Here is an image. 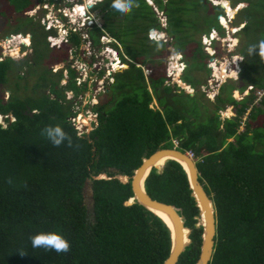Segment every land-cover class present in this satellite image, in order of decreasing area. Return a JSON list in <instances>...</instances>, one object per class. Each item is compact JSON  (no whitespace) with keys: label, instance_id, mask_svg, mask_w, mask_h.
<instances>
[{"label":"trees","instance_id":"obj_1","mask_svg":"<svg viewBox=\"0 0 264 264\" xmlns=\"http://www.w3.org/2000/svg\"><path fill=\"white\" fill-rule=\"evenodd\" d=\"M39 1L0 0V16L12 24L15 15L22 17L15 21L18 24L13 31H17L28 25L24 19L31 17L26 10ZM153 1L167 15L165 29L173 34L175 46L183 47L191 39L184 29L185 25L196 29V17L203 20L200 29L220 27L207 13L186 15L187 10L211 7L216 19L222 8L208 0ZM112 2L100 0L90 8L103 15L104 29L122 42L129 58L121 56L127 66L114 72L102 99L91 107L98 124L89 133L78 132L70 119L75 113L71 103H61L65 95L62 92L61 97L62 88L58 87L62 70L54 72L44 62L33 84L35 88L50 87L56 97L22 94L17 91L18 80L9 83L16 61L33 67L42 56L43 61L47 55L49 60L65 58V51L60 56L48 46L45 32L36 33L37 26H42L39 19L38 24L31 19L35 25L29 26L33 44H38L30 62L6 55L0 58V113L4 116V124L0 122V264H161L171 245L168 225L137 201L126 204L133 195L130 179L122 181L115 175L130 176L143 156L158 147L172 146L174 138L182 150L191 149L197 156L198 178L214 202L216 232L208 264H264V118L254 126L247 122L238 130L247 106L249 118L264 112V93L257 98L250 92L237 99L232 95L237 85L222 83L210 109L203 96L165 81L167 40L148 38L145 31L149 26L145 24L156 20L152 4L136 0L138 7L121 14ZM232 2L240 6L238 13L244 22L239 28L238 49L243 60L238 87L242 90L249 83L262 87L264 60L258 49L251 55L248 49L264 40V0ZM87 31L98 44L102 27L95 25ZM81 41L79 33L70 30L68 43L78 47ZM204 56L207 53L197 42L182 75L185 81L196 84L191 70L207 66ZM66 66L69 77L65 86L77 94L82 87L73 78L76 69ZM17 77L21 78V73ZM7 88L10 92L5 97ZM153 99L156 104L151 105ZM226 104L234 106L235 114L221 119L220 110ZM49 125H60L71 138V146L68 141L53 146L41 134ZM100 174L106 177L95 178ZM87 179L91 207L83 192ZM144 186L151 196L173 203L184 215L185 225L191 227V242L176 264H196L199 208L184 168L168 159L159 171L154 166L150 169ZM40 232L61 234L69 242V252L57 255L33 248L30 237Z\"/></svg>","mask_w":264,"mask_h":264},{"label":"rangeland","instance_id":"obj_2","mask_svg":"<svg viewBox=\"0 0 264 264\" xmlns=\"http://www.w3.org/2000/svg\"><path fill=\"white\" fill-rule=\"evenodd\" d=\"M75 1L80 2L79 3L80 6L78 7V9L84 10L87 0H51L50 2L48 0H40L38 4L35 3L33 8L26 10V12H28V14L26 15L30 16L31 19L36 23L39 19L38 23L42 25V26H37L38 29L36 30L38 32L36 33L42 34V32H45L46 33L45 39L48 46L54 48V51L58 52L60 56L64 53V51L66 52V54H65V58L61 60H49V55H47L45 61H43L44 57L42 56L40 58V62L35 63L34 66L32 64L33 67H30V65L27 63L16 61L15 63L16 68H14V70L12 69L13 71L11 73L9 83L13 85L14 81L18 80V82H20V87L18 88L17 91L22 94L36 95L38 93L37 95H39L41 93H47L48 96L50 97H56L55 93L50 90V87L41 86L35 88L33 84L37 80L40 72L42 71L44 62L54 72L62 70L63 78L61 77L59 79L58 87L62 88L60 91L61 97H62V92H64L65 95L64 98L63 97L61 98L63 100L61 103L63 104L71 103V108L73 109V111H75V117L78 116V121L81 122L82 118H85L87 124L84 122H81L82 124L81 126H79L78 124V126L81 127L80 129H78V132L89 133L95 127L97 121V118H95V115L93 114V112L95 111H92L91 107L92 105L97 103L99 99L100 100L102 99V94L106 89L104 84L106 80L105 79L101 80V78L92 75H94L93 73L95 69L97 70L98 68H99L98 72L104 70L103 74L106 75L108 73V70H110V73H112L113 71L126 67L127 64L124 63L125 61L120 60V63H116V61L113 62L112 60H115L117 55L119 56L123 55L126 57H128V55L124 50V46L122 42H120L116 37H114V35H111L107 30L104 29L103 15L100 14L99 16L96 10H91L90 5H87L86 7L87 14L86 12H83L86 15L85 17L79 18L78 17L79 14H77L75 11L76 15L72 21L75 22L77 25H80L81 23L84 22V24L87 25V27L85 29H79V30H77L76 28L74 30L70 29L73 24L70 23L69 17L63 14L64 12L61 11V9L67 7V11L70 10L72 3ZM146 1L149 3L152 2V7L155 9L157 13L155 12L156 20L154 21L149 20L145 25L148 24L149 25L148 27L154 28L153 33H156L157 40H165V39L167 40V44L165 46L166 48L164 49L163 52L164 53L163 60L165 62V70L163 69L164 73L166 74L167 67L169 66L175 65L177 69V72H174L173 70L171 71V75L169 79L170 83L176 84L178 89H182L185 92H190V93L196 92L199 96H203V101L205 104H207V107H209L210 109L213 108L214 104L211 101L214 100L215 95L219 90V86L222 83H232L238 86L240 82L238 78V71L241 67V63H242L241 61L243 60L242 59L243 57L238 49L241 44V40L239 37V32H240L239 28L243 26L244 22L241 21L242 18L238 13L239 8H237L238 7L236 6L237 4L235 5L236 6L235 12L233 11L234 14L230 16L219 3L217 4L214 3V2H218L219 0H208L209 3L213 5H218L222 8L220 11L216 12L217 20L215 19V17H213L214 13H212V11L214 12V9L212 10L211 7H208V10L206 8L204 9L200 7L199 10H197L196 12L187 10L186 15L189 17L191 16L190 14L199 13L201 15L207 13L208 14L207 17L209 18V20L213 18V22L216 25L217 23H219L218 16L220 19V16L223 15V18L225 17L226 19H228V26H226L227 24H225L227 23L226 21L223 23L220 20L221 22L219 23L220 27L211 25L208 29L203 30L200 29L201 26H204L202 24L203 20L200 18L201 16L196 17L197 20L195 21L196 24L195 28L196 29L198 28L199 30L192 28L190 25L189 26L185 25L184 31H186L189 34L191 39L185 43V46L178 47L173 44L175 40L173 34L165 29L168 27L166 13L163 11V9L158 8V6L155 4L153 0H146ZM228 1L231 6L234 5L232 0H228ZM58 9L59 11H57ZM67 11L65 10V12ZM89 15L91 20L86 19L88 18ZM186 15H184V17ZM31 19L25 18L24 21H27L28 25L21 26L17 31H13V27L17 26L18 24L15 21L18 20L22 21V17L15 15L13 19L14 24H12L11 22L7 23L5 21L4 15L0 16L1 57L6 55V56H11L15 60L28 59L27 62H30L29 59H31L32 54H34V48L38 45V44L37 45L33 44V40H32L33 30L32 28L30 29L29 26L30 25L33 26L35 25V23H31ZM46 20L49 21L48 24H50V22L52 23L51 28H45ZM241 22L242 24H240L238 28L237 25ZM95 25L100 26L103 29V33L100 34L99 36L100 40L98 44H94L92 42L90 34L87 31V29L92 28ZM233 27H236V29H233ZM142 29H143L142 32H144V25L142 26ZM70 30L78 32L79 36L81 37L82 41L78 47H76L75 44L68 43ZM209 31L211 32L210 34L211 37L207 36V39H209L208 42H206V38L204 37L205 41L203 44L201 41V39H203L202 35H207ZM47 35L50 41H48ZM232 36H236L235 41H232V38H234ZM197 42H201L202 45H204L206 49L209 50V52H207L206 49L204 50L208 53V56H204V59L206 62L208 61L209 66H206L205 68L202 69L191 70L192 73L191 75L194 78H197L196 84H192L187 81H184L182 75L185 71V68L188 66V62L190 60V54L193 50V47L196 46ZM171 44H173V46H175V49H177L176 52L172 50L170 46ZM206 44L207 46H209L208 48ZM39 45L41 46V43ZM87 47L91 48L92 53H89L90 50L87 51ZM171 53L173 54L171 55ZM180 59L184 60V62L186 63L185 66L184 64L181 66L182 67L181 71H179L180 69L178 67L180 61H182ZM94 60H96L99 63H94ZM66 64L74 65V67L76 68V73L78 72L87 76L89 74L92 76L90 77V79L87 80L88 85L86 86V88L85 85H83V87L77 92V94L75 93V91L70 90L65 86V83L67 82V75L69 74ZM82 66H84V68ZM93 66H95L96 68H94ZM18 72L21 73V78L17 77ZM144 72L145 73L149 72L147 67H144ZM223 75L225 78H223ZM55 78L56 76L54 77V79ZM19 79L21 80L19 81ZM256 88L257 87L254 86L250 92L257 95ZM9 92L10 90L8 88L4 90L5 97H7ZM232 94L234 96H237L238 99L243 96L241 92L235 95L236 91H233V88H232ZM256 100L257 98H255V101ZM151 104L152 105L156 104V101L153 99ZM193 105H195L194 102ZM227 107L228 104H226V106L224 107L225 110L221 111V115H220L221 119L225 118L226 116L235 114L233 106L229 108ZM201 108H203V106H201ZM249 111H250V105L247 106L244 113L241 114V121L238 130H242L245 127V123L247 122L250 123V126H254L262 122V119L264 118V112L257 113L255 117L249 118L248 115ZM77 113L80 114L78 115ZM10 119H13V117H10ZM70 119L74 120L75 118H73L72 115H70ZM0 120L4 122L3 119ZM73 122L75 123L76 121L74 120ZM84 124H86L87 127H82ZM220 126H222V124ZM231 138L235 139V137H231ZM172 142L174 143V141ZM121 178L125 179L124 176H121ZM87 202L88 200L86 198V203ZM89 203H91L90 200ZM89 203L87 205H90Z\"/></svg>","mask_w":264,"mask_h":264},{"label":"water","instance_id":"obj_3","mask_svg":"<svg viewBox=\"0 0 264 264\" xmlns=\"http://www.w3.org/2000/svg\"><path fill=\"white\" fill-rule=\"evenodd\" d=\"M220 5L223 6L222 3H220ZM170 46L172 47V45ZM0 115L1 119H3L4 116L1 113ZM160 159L162 160L161 165L164 164L168 159H174L178 161L187 174L188 183L191 188V194L194 196L196 204L199 208V221L196 222V226H201L199 253L196 264H208L212 257L215 242V206L213 199L208 194L202 182L198 178L199 171L196 163L185 151L176 146L158 147L148 155L142 157L141 162L133 169V172L130 176L121 173L116 174L115 177H119L122 181H127L130 179L133 195L129 198V200H125V203L130 204L133 201H137L145 208L160 216L161 219L168 225L171 245L168 255L161 264H176L180 253L184 250L185 246L191 242V238L189 237L191 227L185 225L184 215L178 211L179 208L177 206H175L173 203L151 196L145 189L144 180L153 166L155 167L156 171H159L161 166L159 165ZM121 176H124L125 179L121 178ZM99 177L104 178L106 175L100 174L95 178ZM83 192L85 198L88 200L87 204L89 203V200L91 201V203H89L90 205H88L91 207L93 199L88 179L84 183ZM159 212H163L167 215L171 225L168 223L167 219L159 214ZM185 230L186 233L184 232Z\"/></svg>","mask_w":264,"mask_h":264},{"label":"clouds","instance_id":"obj_4","mask_svg":"<svg viewBox=\"0 0 264 264\" xmlns=\"http://www.w3.org/2000/svg\"><path fill=\"white\" fill-rule=\"evenodd\" d=\"M44 2V1H43ZM98 2H100V0H87V5H90V7L92 6V5H95L96 3H98ZM78 3H80V2H77V1H75V2H73L72 3V5H71V7H70V11H72L74 14H75V8H76V6L78 5ZM151 4H152V2H150ZM215 4H217V3H221V2H214ZM38 4V3H37ZM87 5H85V8H84V10L82 11V12H78L77 14H79L78 15V17L79 18H83V17H85L86 15H85V13H83V12H86V14H87V11H86V7H87ZM235 5H233V7H234ZM112 7L116 10V11H118V12H120L121 14H128V13H130L131 12V10L133 9V7H138V4L136 3V0H113V2H112ZM224 9H225V6H224V4H223V6H222ZM240 6H238L237 8H239ZM236 9V8H235ZM74 10V11H73ZM27 13V12H26ZM226 14V13H225ZM76 15V14H75ZM69 18H70V16L69 15H67ZM222 16V15H221ZM87 20H91L90 19V15L88 16V18H86ZM70 21V20H69ZM218 21H219V23H221L220 22V19H219V16H218ZM70 23L71 24H73L72 26H71V28L70 29H72V27L74 26L77 30H79V29H85L86 27H87V25H85L84 24V22L83 23H81L80 25H77L75 22H72V21H70ZM240 24H242V22L241 23H239L238 25H237V27L239 28V26H240ZM75 25H77V26H75ZM237 28V29H238ZM152 29V30H151ZM72 30H74V29H72ZM212 30H214V29H212ZM154 32V28H151V27H148V29L146 30V34H147V36H148V38H152V39H156L157 40V36H156V33H153ZM157 34H158V31H157ZM211 32L209 31V33L207 34V35H202V38L203 39H201V41H202V43L204 44V39L206 38V42H208V39H207V36H209V37H211ZM205 37V38H204ZM48 39V38H47ZM166 40V39H165ZM49 41V40H48ZM202 43L200 42V45H201V47H202V49L203 50H205L206 49V47L204 46V45H202ZM27 44V43H26ZM172 45V50H174V52H176V50L177 49H175V46H173V44H171ZM206 46H207V44H206ZM209 46H207V48H208ZM258 49V54H259V57L262 59V60H264V40H261L260 42H259V44L258 45H252V46H250L249 47V49H248V52H249V55H251L253 52H255L256 50ZM207 50V49H206ZM180 52V51H179ZM206 52V51H205ZM207 52H209V50H207ZM206 52V53H207ZM173 53H171V55H172ZM119 55H117L116 56V58H115V60H112L113 62L114 61H116V63H120V60H122V58H121V56H119ZM207 56H208V53H207ZM1 57V56H0ZM3 57V56H2ZM1 57V58H2ZM180 57V56H179ZM180 60H182V59H180ZM123 61V60H122ZM124 63H126V62H124ZM123 63V64H124ZM184 64V66H185V62H184V60H182V61H180V63H179V65H178V67L180 68V70L179 71H181L182 70V65ZM206 64H208V61L206 62ZM71 66H73L74 67V65H71ZM116 66V65H115ZM207 66H209V64L207 65ZM75 68V67H74ZM76 69V68H75ZM118 70H120V69H118ZM174 71L175 72V70H176V67H174V65L173 66H169V67H167V70H166V76H167V78L165 79V81L167 82H169L170 83V75H171V71ZM117 71V70H116ZM103 72H104V70L103 71H99L98 73H97V75L95 74V71H94V75H95V77H98V78H101V80H103V79H105L106 81H105V86L107 85V83L108 82H110V81H113V74H114V72L115 71H113L112 73H110V70L108 71V73H109V75H108V73L106 74V75H104L103 74ZM78 73V72H77ZM75 74L74 75V80H75V82H76V84L77 85H81V87H83V85H85V88H86V86L88 85V83H87V80L88 79H90V76H89V74H88V76L87 75H83V74H81V73H78L79 75L81 74V81L80 82H78L77 81V76H78V74ZM183 73V72H182ZM99 75V76H98ZM66 77V76H65ZM69 77V74L67 75V78ZM172 77V76H171ZM62 78H63V76H62ZM183 78V77H182ZM184 80V79H183ZM185 81V80H184ZM249 84H251V83H249ZM253 85V84H252ZM254 86V85H253ZM247 87H248V84L242 89V90H240V88L237 86V87H235V88H233V91H236V94L235 95H237V93H239V92H241V94L244 96L245 94H248L250 91H251V89H249V90H247ZM70 90H72V89H70ZM244 90H245V92H244ZM233 95V94H232ZM234 96V95H233ZM242 96V97H243ZM235 98H237V96H234ZM241 97V98H242ZM238 99V98H237ZM240 99V98H239ZM96 104V103H95ZM94 104V105H95ZM229 105H231V104H229ZM228 105V107L227 108H229V107H232L233 105H231V106H229ZM93 106V105H92ZM234 107V106H233ZM222 110H225L224 108H222L221 110H220V113H221V111ZM32 111H34V110H32ZM93 111V110H92ZM93 113H95V112H93ZM96 114V118H97V113H95ZM72 115H75V113L74 114H72ZM224 115H227V114H224ZM9 116L10 117H13L14 118V116L10 113L9 114ZM228 117V116H227ZM3 119H4V117H3ZM0 122H2L3 124H4V122L3 121H1L0 120ZM98 123V122H97ZM97 123L95 124V126L97 125ZM77 129H79L77 126H75ZM42 135H44V136H46L47 137V139L53 144V146H55V147H59L62 143H64L65 141H68V145L69 146H71V138L68 136V134L63 130V128L60 126V125H55V126H53V125H49V126H46L45 128H43L42 129V133H41ZM174 139H177V138H174ZM174 139H173V141H174ZM172 146H176V147H178V148H180L179 147V145H178V139H177V143H173V145ZM181 149V148H180ZM182 150V149H181ZM188 150V149H187ZM187 150H183V151H185L186 153H187ZM188 154V153H187ZM192 159H193V161L196 163V161H197V156H195V154H194V156L192 157ZM164 164H162L161 166H160V168L163 166ZM160 168H159V170H160ZM131 197V196H130ZM129 197V198H130ZM128 198V199H129ZM30 241H31V244H32V247L33 248H42V249H44L45 251H54L57 255H60V254H63V253H68L69 252V248H70V245H69V242L61 235V234H59L58 232H40V233H37V234H35V235H33V236H31L30 237ZM21 255H24V253L23 252H21Z\"/></svg>","mask_w":264,"mask_h":264},{"label":"built area","instance_id":"obj_5","mask_svg":"<svg viewBox=\"0 0 264 264\" xmlns=\"http://www.w3.org/2000/svg\"><path fill=\"white\" fill-rule=\"evenodd\" d=\"M63 9H64V10H63ZM63 9H61V11L64 12L63 14H65V15H69V16H70L69 20H70V21H73V19H74V17H75V14H74L72 11H70V10L67 11V7H64ZM65 10H66L67 12H65ZM57 11H59V9H58ZM73 11H74V10H73ZM48 22H49L48 20L45 21V28H51L52 23L50 22V24H48ZM56 27H57V25H56ZM72 29H75V27L73 26ZM83 34H86V33H83ZM48 35H49V34H48ZM48 35H47V38H48ZM48 40L50 41V39H48ZM208 41H209V39H208ZM88 50H90L89 53H92V50H91L90 47H87V51H88ZM94 63H99V62H97L96 60H94ZM82 67L84 68V66H82ZM93 67L96 68L95 66H93ZM98 70H99V68H98L97 70L95 69V74H96V75H97V73H98ZM108 71H109V70H108ZM89 76L92 77V76H95V75H92V76L89 75ZM76 78H77V81L80 82V81H81V74H80V75L78 74V76H77ZM253 87H254V86H253L252 84H248L247 90L252 89ZM256 91H257V98H258L261 94L264 93V86H262V87H257V88H256ZM244 92H245V90H244ZM77 114L79 115L80 113H77ZM93 114L95 115V118H96V114H95V113H93ZM72 117L75 118L74 120L77 122V124H76V122H75V123L73 122L74 120H72V122L74 123L75 126L77 125V127H78L79 129L81 128V127H79V126L82 125L81 122H84V123L87 124V122L85 121V118H82V121L80 122V121H78V116L75 117V115H72ZM96 123H97V121H96ZM78 124H79V126H78ZM86 124H84L82 127H87ZM174 142L177 143V139H174ZM187 153H188V155L191 156V157L194 156V152H193V150H191V149H188V150H187Z\"/></svg>","mask_w":264,"mask_h":264},{"label":"bare ground","instance_id":"obj_6","mask_svg":"<svg viewBox=\"0 0 264 264\" xmlns=\"http://www.w3.org/2000/svg\"><path fill=\"white\" fill-rule=\"evenodd\" d=\"M218 2H221L222 4H224V6H225V10L227 11V13L230 15V16H232L233 14H234V12H235V8H236V6H231L230 5V3H229V1L228 0H219ZM83 3V2H82ZM87 5V4H86ZM80 5H79V3H78V5L76 6V8H75V11H76V13H78V12H82L83 10H79L78 9V7H79ZM234 11V12H233ZM222 17H223V15L222 16H220V20H221V22H227V23H225V24H227L226 26H228V19H226L225 17H224V19L222 20ZM233 29H236V27H233ZM232 29V30H233ZM229 36H230V34H229ZM232 37H234V38H232V41H235L236 40V36H232ZM231 39V38H230ZM230 41V40H229ZM233 43V42H232ZM174 60V59H173ZM174 67H175V65H174ZM180 69V68H179ZM224 71V70H223ZM175 72H177V69L175 70ZM216 72H217V70H216ZM220 73H221V71H220ZM225 73V72H224ZM181 74V73H180ZM217 74V73H216ZM228 74V73H227ZM175 75H176V73H175ZM223 78H225L224 77V75H223ZM161 162H162V160L160 159V161H159V165H161ZM159 214L160 215H162L165 219H167V221H168V223L171 225V222H170V220H169V218L167 217V215L165 214V213H163V212H159ZM185 233H186V230L184 231ZM185 233H184V235H185Z\"/></svg>","mask_w":264,"mask_h":264},{"label":"crops","instance_id":"obj_7","mask_svg":"<svg viewBox=\"0 0 264 264\" xmlns=\"http://www.w3.org/2000/svg\"><path fill=\"white\" fill-rule=\"evenodd\" d=\"M152 105V104H151ZM98 124V123H97Z\"/></svg>","mask_w":264,"mask_h":264}]
</instances>
